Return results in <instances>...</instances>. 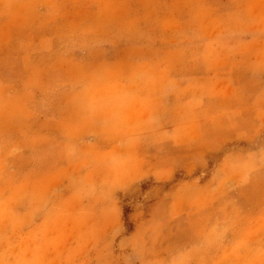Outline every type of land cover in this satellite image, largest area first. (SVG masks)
Wrapping results in <instances>:
<instances>
[{"label": "rangeland", "instance_id": "1", "mask_svg": "<svg viewBox=\"0 0 264 264\" xmlns=\"http://www.w3.org/2000/svg\"><path fill=\"white\" fill-rule=\"evenodd\" d=\"M4 82L0 264H264V0H0Z\"/></svg>", "mask_w": 264, "mask_h": 264}, {"label": "crops", "instance_id": "2", "mask_svg": "<svg viewBox=\"0 0 264 264\" xmlns=\"http://www.w3.org/2000/svg\"><path fill=\"white\" fill-rule=\"evenodd\" d=\"M199 12L197 10H194L189 12H176L175 14H170L168 16L167 20H170L172 18H174L176 21V27L175 28H171V26H166L164 30H166L167 32H169L170 29H175L178 36L176 39H168L165 40L168 43H173L176 44L178 46L180 45H196V44H201L204 43L200 37H195V36H189L188 32L191 31H197V32H203L204 29V25L201 24L200 22V14H198ZM185 15H188L189 17L192 18L193 22H189L188 19L185 17ZM16 25H12L9 27H6L7 32H11V35H13L14 29H15ZM204 35V34H203ZM189 36V37H188ZM243 41V40H240ZM202 56V57H201ZM205 58L208 57L210 60V64L213 63V61L215 60V53L211 50V48H208V52L204 53V54H193L191 57H188L187 59L183 60V64L184 63H188V64H196V61H198V58ZM212 61V62H211ZM191 65V66H192ZM194 67V68H193ZM190 70L191 72H185V71H181L182 68H178L177 71L176 70H170V68H167V74H166V82H168L170 85L174 86V82L173 79H177L179 81V79H184V80H196L199 79L200 73L198 71H195V66H193ZM171 68H173L171 66ZM202 76H205V74H203ZM211 76V75H210ZM255 78H258V75L255 76ZM169 79V80H168ZM177 81V82H178ZM177 86V85H176ZM175 89H179L177 92H170V94H177L178 96L176 97L177 101L175 100L174 97H172L173 99H171V97L168 99V101H171L170 103H175V104H180L181 101H183L184 99L179 98V94H183L185 92V89L182 87H174ZM10 86L8 83L4 82V84L0 83V106L1 104H5V100H7L9 98V96L11 95L9 93ZM187 90V89H186ZM192 91V90H190ZM167 120V119H166ZM191 121V120H190ZM165 123V122H164ZM193 123H197L193 122ZM191 124V123H190ZM241 126H243V124H241ZM229 123L227 120L223 119L222 117L220 118H216L211 117L208 119H203L200 120L198 122V128L201 134L202 139L206 142V143H210V142H214V143H222L224 145H227L228 143L237 141L236 138H234L229 130ZM241 142H246V146H248L249 143V139L248 137H243L242 139L238 140ZM257 142V141H256ZM254 144V143H253ZM245 146V145H244ZM252 148H254L252 146ZM112 194L108 195V200L106 199L105 202L101 203L98 206H95L97 208V217L100 215L102 216V211L103 208L106 206H112L115 207V192L112 190ZM89 207V206H88ZM87 207L88 211L90 212L91 209L89 210V208ZM95 207H93L95 209ZM118 212H117V214Z\"/></svg>", "mask_w": 264, "mask_h": 264}]
</instances>
